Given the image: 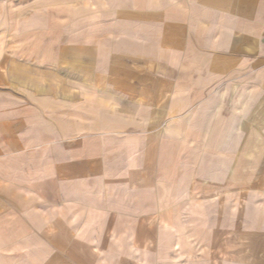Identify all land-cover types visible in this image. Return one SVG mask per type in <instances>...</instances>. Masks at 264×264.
Here are the masks:
<instances>
[{
  "label": "rangeland",
  "instance_id": "1",
  "mask_svg": "<svg viewBox=\"0 0 264 264\" xmlns=\"http://www.w3.org/2000/svg\"><path fill=\"white\" fill-rule=\"evenodd\" d=\"M217 1L219 6L243 5V0ZM248 3L264 7V0ZM209 5V0H0V56L5 61L0 66L10 88L20 85L29 92L26 99L40 87L51 85L62 92L72 86L90 108L103 110L105 123L118 116L123 123L127 96L121 94L115 103L113 94L97 91L99 84L111 87L113 77L94 69L95 56L85 60L94 70L84 78L75 71L69 78L64 61L51 64L62 69L41 76L32 68L38 65L34 40L72 39L75 44L84 39L93 50L101 42L107 53L130 34L142 40L146 24L176 23L184 17L189 22L195 8ZM252 28L263 32L264 25L256 22ZM249 41L252 74L264 52L257 54L262 47L252 46L253 38ZM140 59L137 86L143 87L145 64ZM18 61H24L25 71L18 72ZM124 61L121 57L118 62ZM257 81L222 78L209 87L205 78H156L153 86L162 85L163 94L145 103L139 93L136 126L112 142L102 137L96 152L78 153L69 167L55 169L48 160L36 167L26 159L23 175L10 166L0 176V264H43V250L33 255L39 247L57 256L54 264L60 259L87 264L89 257L96 264H249L252 242L264 223V116L259 113H264V94ZM211 96L216 101L210 120L205 108ZM242 108L247 117L237 131L234 117ZM220 119L233 128L221 132L216 128ZM237 137L253 141L229 140ZM227 160L230 167L224 169ZM19 247L24 254L16 255Z\"/></svg>",
  "mask_w": 264,
  "mask_h": 264
},
{
  "label": "crops",
  "instance_id": "2",
  "mask_svg": "<svg viewBox=\"0 0 264 264\" xmlns=\"http://www.w3.org/2000/svg\"><path fill=\"white\" fill-rule=\"evenodd\" d=\"M209 1L208 7L193 10L191 21L184 22V17L181 18L182 21L178 18L176 23L146 24L144 29L147 32L142 40L137 41L130 34V39L125 40L123 45L113 44L112 50L107 53L103 51L104 49L101 50L104 46L101 42L95 45L98 49L93 50L90 49L93 46L91 42L84 39L75 41V44L72 39L34 40V43H37L34 44V48L37 47L34 53L38 54L34 55L38 56V65L32 68L41 76H50L57 72L61 66L51 64L64 61V70L70 73L69 78H72L73 71L84 78L88 75L87 71L93 69V66H85L84 62L90 55L95 56L97 63L94 69L98 72L111 73L113 77L111 87H102L99 84L97 91L103 89L106 93L113 94L115 103L120 102L121 94L127 96L123 99L128 103V107L124 109L128 119L126 118L123 123L120 121V116L114 121L109 119L105 123L102 119L103 110L97 107L90 108L89 102L80 97V92L75 91L72 86H65L62 92L56 91L51 85L40 87L38 91L33 90L30 93L33 97L26 99V94L29 92L27 93L20 85L15 90L10 88L7 72H4L3 67L0 66V176L7 175L10 166L16 169L15 174L23 175L26 159L30 161L32 159L36 167L41 166L42 159L48 160V167L53 169L69 167L72 164L69 160L77 158L78 153L96 152L101 148L98 144H102V137L107 136L112 142L115 136L118 138L122 135V131L127 133L137 124L138 94L144 93L145 103L149 100L153 103L156 96L163 94L162 85L153 86L152 81L156 78L174 80L205 78L210 83L209 87H212L216 86V79L247 80L254 77L262 85L258 89L259 93L264 94V57L257 58L259 60H256V71L249 74L248 50L249 39L253 38L252 46L262 47V51L260 49L256 53L264 52V30L261 32V29L257 31L250 29V26L256 22L264 25V7H249L248 0H243V5L240 7L219 6L217 0L211 5L212 0ZM202 16L206 17L201 18ZM61 46L64 48L58 50L57 48ZM121 57L126 61L123 64L118 62ZM138 57L144 58L141 63L145 64L143 67L145 74L141 78L146 80L143 87L137 86ZM3 59V56H0V64L5 62ZM21 63L22 67L18 65V72L25 71L24 61H18V64ZM98 72L97 76L100 77ZM224 85L228 87V84L224 83ZM56 92L59 97L56 96ZM193 94H199V91L194 90ZM73 95L78 97H71ZM213 98V96L209 98L210 107L205 108V111H208L205 117L210 120L213 117L211 103L216 101ZM248 103V100L244 103L248 105L247 108ZM146 111L144 110L145 118ZM245 111L246 109L241 110L240 115L234 117V120L237 118L239 121L235 126L237 131L241 129L244 118L247 117ZM118 112L120 113V109ZM259 113L264 116L263 110ZM97 114H101V118ZM223 121L220 119L216 128L225 133L231 124L227 122L228 120ZM102 125L110 129L102 132V129L100 131ZM213 126L214 123L209 121L210 129ZM212 140L216 141L217 138H211L209 141ZM229 140L235 144L253 141L241 137ZM219 141L228 140L219 139ZM203 142L208 143V140ZM88 157L91 156H86ZM229 167L230 161L227 160L224 169ZM28 239L34 241L32 237ZM41 250L45 253L43 264H54L57 256L46 248L39 247L33 255L38 257ZM24 253L25 248L19 247L16 255ZM97 259L96 257L93 260L97 261ZM248 259L249 264H264V223L252 242ZM91 260L92 258H87V264H96ZM59 263L66 264L61 259Z\"/></svg>",
  "mask_w": 264,
  "mask_h": 264
}]
</instances>
